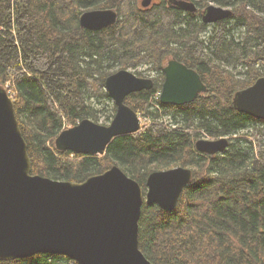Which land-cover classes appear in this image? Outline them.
<instances>
[{"label": "trees", "instance_id": "1", "mask_svg": "<svg viewBox=\"0 0 264 264\" xmlns=\"http://www.w3.org/2000/svg\"><path fill=\"white\" fill-rule=\"evenodd\" d=\"M142 1L0 0V87L11 97L30 174L81 183L117 166L144 194L150 173L188 168L191 183L174 209L143 203V256L151 264H264V122L232 105L236 92L264 77V0H190L192 15L166 0L148 8ZM210 4L231 16L204 24ZM99 9L116 11V23L81 29L80 15ZM170 59L195 70L207 93L183 106L162 105V68ZM139 67L155 76L152 88L124 103L147 123L114 138L100 156L57 151L64 129L84 119L110 123L115 106L105 79ZM221 138L228 140L221 153L195 149L200 139ZM0 264L76 262L38 254Z\"/></svg>", "mask_w": 264, "mask_h": 264}, {"label": "water", "instance_id": "2", "mask_svg": "<svg viewBox=\"0 0 264 264\" xmlns=\"http://www.w3.org/2000/svg\"><path fill=\"white\" fill-rule=\"evenodd\" d=\"M182 11L194 14L193 3L170 0ZM151 0H143L146 8ZM230 9L209 5L201 16L213 24L231 16ZM118 18L112 9L89 10L79 17L81 29L98 31L113 26ZM159 93L162 105L183 106L207 93L196 71L175 61L162 69ZM151 79L121 69L109 75L104 90L115 106L108 125L84 119L61 131L54 140L57 151L100 156L119 136L140 130L137 114L124 101L131 93L150 90ZM233 107L264 122V77L236 92ZM228 140H198L201 154L221 153ZM27 146L13 110L0 87V261L38 254L67 257L76 264H151L138 247L141 207L156 205L175 208L182 191L191 183L192 172L185 167L154 171L146 179V191L117 166L81 183L55 181L31 175Z\"/></svg>", "mask_w": 264, "mask_h": 264}, {"label": "rangeland", "instance_id": "3", "mask_svg": "<svg viewBox=\"0 0 264 264\" xmlns=\"http://www.w3.org/2000/svg\"><path fill=\"white\" fill-rule=\"evenodd\" d=\"M128 70H130V71H132L134 73H135V71H137V72L141 73V75L143 77L151 76L150 73H149V71H146V68L139 67L136 70H134V69H128ZM111 103L113 104L112 101H111ZM107 115H109V113H107L106 116ZM140 120H141V122H142L143 125H145V123H147V119H145V118H142L141 117ZM99 123H105L106 124L107 122L103 118H100Z\"/></svg>", "mask_w": 264, "mask_h": 264}, {"label": "flooded vegetation", "instance_id": "4", "mask_svg": "<svg viewBox=\"0 0 264 264\" xmlns=\"http://www.w3.org/2000/svg\"><path fill=\"white\" fill-rule=\"evenodd\" d=\"M176 1H187V2H191L190 0H176ZM154 2V0H151V4ZM191 3H193V2H191ZM194 4V3H193ZM166 5H169V6H172V7H175V8H177V9H179L178 7H176L173 3H170V0H166ZM195 6V5H194ZM149 7V6H148ZM148 7H146V8H148ZM142 8H144V7H142ZM195 9H196V6H195ZM179 10H181V9H179ZM182 11V10H181ZM182 12H184V13H186V14H190V13H188V12H185V11H182ZM190 15H192V14H190ZM170 60H173V59H170ZM170 60H168V61H170ZM168 61L165 63V65H164V67L167 65V63H168ZM176 61V60H175ZM182 64V63H181ZM184 65V64H183ZM163 67V68H164ZM162 68V69H163ZM195 71V70H194ZM162 73H163V71H162ZM151 75V74H150ZM155 76L154 75H151V76H148V77H144V78H149V79H151L152 80V82L154 83V78ZM163 77H164V74H163ZM164 79V78H163ZM163 83V82H162ZM162 86V85H161ZM161 90V89H160Z\"/></svg>", "mask_w": 264, "mask_h": 264}, {"label": "bare ground", "instance_id": "5", "mask_svg": "<svg viewBox=\"0 0 264 264\" xmlns=\"http://www.w3.org/2000/svg\"><path fill=\"white\" fill-rule=\"evenodd\" d=\"M111 75V74H110Z\"/></svg>", "mask_w": 264, "mask_h": 264}]
</instances>
